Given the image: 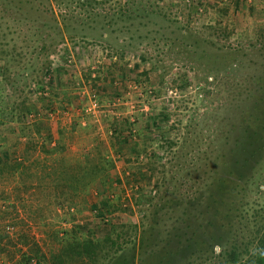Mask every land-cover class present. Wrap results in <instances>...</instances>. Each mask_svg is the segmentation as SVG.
<instances>
[{
  "label": "rangeland",
  "instance_id": "374dc122",
  "mask_svg": "<svg viewBox=\"0 0 264 264\" xmlns=\"http://www.w3.org/2000/svg\"><path fill=\"white\" fill-rule=\"evenodd\" d=\"M88 2L81 9L76 0H0V159L6 152L10 163L21 164L12 173L7 168L0 173V248L24 250L19 233L41 247L53 243L54 230L80 228L82 237H99L101 228H111L99 223L98 212L114 225L112 237L119 233V242L134 237L135 243L161 198L184 197L175 188L186 189L195 177H206L218 148L240 139L242 89L256 93L252 82L264 76V0ZM102 45L108 46L110 58ZM106 61L111 63L107 70ZM74 121L69 153L81 158V149L97 143L114 163L84 185L74 203H55L53 192L48 197L35 193L49 179L30 160L45 155L40 145L52 146L53 127L67 128ZM124 126L131 128L136 148L159 135L172 139L166 148L173 154L171 166L166 150L159 148L162 159L152 163L151 178L133 161L124 171L115 159V152L133 157L127 150L132 140L117 141L127 138L124 131L118 133ZM223 129L228 138L215 137ZM27 140L34 142L33 151L24 149ZM181 151L192 153L196 166L181 168L175 157ZM260 170L263 176L255 185H246L251 207L264 205V159ZM160 177L165 183H159ZM92 202L98 211L90 209ZM162 227L164 232L168 226ZM4 252L0 264H10Z\"/></svg>",
  "mask_w": 264,
  "mask_h": 264
},
{
  "label": "trees",
  "instance_id": "16d2710c",
  "mask_svg": "<svg viewBox=\"0 0 264 264\" xmlns=\"http://www.w3.org/2000/svg\"><path fill=\"white\" fill-rule=\"evenodd\" d=\"M76 4L82 9L89 5V2L76 0ZM209 28L212 30V25H209ZM101 48L105 56L111 55L108 53V46L102 45ZM110 64L108 61L104 62V68L107 70ZM219 70L222 69L213 71L218 73ZM252 85L256 93H251L246 87L242 89L245 96L243 105L237 113V125L242 130L240 139H235L230 147L218 148L212 167L209 166L213 171L205 172L206 177L188 178L192 179L193 183L186 189H180L183 191L175 188L179 196L184 197L176 198V201L161 198L160 203H157L152 213L150 212L148 223L139 231L135 243L134 237L119 242L117 240L119 233H114L115 237H112L114 225L109 218L98 212L95 216H100L99 223L111 228L105 231V228L100 227L104 232L99 237L92 235L82 237L78 235L80 228L78 231L71 229L69 233L66 230L60 233L59 230H54L51 236L53 243L49 242L41 247L32 237L19 233L18 241L26 245L24 250L16 247L12 250L1 247L0 250L5 251L10 264H134V260L136 264H264V205L256 203L253 207L248 206L250 197L246 190L249 181L255 185V181L263 176L260 168L264 159V76H257ZM249 95L250 98H245ZM55 104L64 110L69 108L64 105L67 104L64 101H56ZM54 108L48 109L51 111L50 115L54 113ZM76 125L78 123L74 121L67 128L53 127L52 146L43 148V145H40V150L45 155L40 159L35 155L36 158L30 160L33 166L39 165L43 171L42 176L49 179L45 186L43 183L37 185L35 193L43 192L44 197H48L53 192L52 202L55 203H74L81 197L82 187L103 174L114 163V159L103 156L97 143H94L92 149L89 147L81 149L84 153L81 158L69 153L71 151H68V140H72L71 131ZM112 125L113 134L116 135L115 124ZM121 131L125 132L123 134L127 135V138L117 139L118 143L132 140V145L127 149L132 151V160L120 152H115V159L119 160L124 171L129 168L130 161L134 162V166L143 168L144 172L154 168L152 163L156 162V158L162 159V154L156 151L159 148L161 152L166 150V164L171 166L173 154L170 155L166 148L174 144L172 139L168 140L159 135L157 140L149 141L148 144L144 142L146 145L136 148L131 128L124 126L118 133ZM226 131L223 129L220 135L217 134L215 137L219 138L222 135V138H228ZM174 136L178 137L177 134ZM184 138L183 135L181 139ZM182 143L184 142L180 143L181 148ZM226 144L227 142L223 143ZM24 145L25 150L33 151L35 148L31 140L25 141ZM116 150L112 148V151ZM23 155L24 152L22 158ZM175 157L181 160L179 163L181 168L184 165L196 166V160L189 151L184 153L181 151L175 154ZM205 159L206 166L209 162L207 155ZM9 160L6 152L1 153L0 173L4 168L12 173L21 165L18 162L12 164ZM161 164L163 163L160 162ZM147 176L151 178L150 171L147 172ZM159 179V183H165L162 177ZM178 183L181 184L182 180ZM261 183H264V180H261ZM48 185H51L52 189L44 191L43 188ZM257 185L256 183V187ZM89 206L91 210L98 211L93 202ZM120 208L123 210V207ZM164 213L168 214L163 216ZM165 223L168 227L162 232L158 228L160 224L166 227ZM14 252L19 253L17 258L14 257ZM119 253L128 258L120 260Z\"/></svg>",
  "mask_w": 264,
  "mask_h": 264
},
{
  "label": "built area",
  "instance_id": "2783aa9c",
  "mask_svg": "<svg viewBox=\"0 0 264 264\" xmlns=\"http://www.w3.org/2000/svg\"><path fill=\"white\" fill-rule=\"evenodd\" d=\"M67 56H69V55H67ZM70 60H71V59H70V56H69V58H67L66 61H67V62H70ZM93 105H94V102H93Z\"/></svg>",
  "mask_w": 264,
  "mask_h": 264
}]
</instances>
